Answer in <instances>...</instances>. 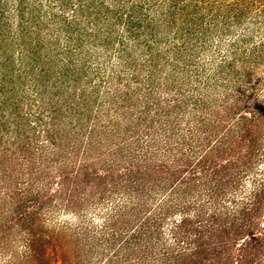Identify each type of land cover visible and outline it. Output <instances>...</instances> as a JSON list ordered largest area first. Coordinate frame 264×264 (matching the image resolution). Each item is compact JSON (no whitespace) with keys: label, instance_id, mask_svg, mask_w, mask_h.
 Instances as JSON below:
<instances>
[{"label":"rangeland","instance_id":"1","mask_svg":"<svg viewBox=\"0 0 264 264\" xmlns=\"http://www.w3.org/2000/svg\"><path fill=\"white\" fill-rule=\"evenodd\" d=\"M78 2L0 0V264H35L33 256H22L26 241L32 239L30 231L36 235L37 247L45 245L44 260L48 264H155L161 243L166 242V248L174 243L171 226L181 212L172 210L165 223L158 226L156 207L190 174L172 175L157 163L143 165L149 168L136 164L129 167V155L142 153L132 149L145 147L141 143L149 136V123L142 121L145 116L139 120V106L130 110L123 103L120 110H115L114 102L103 105L110 88L104 84L108 79L103 75L112 76L119 70L123 73L122 62L126 60L130 69L137 71L134 81L140 83L156 62L142 66L135 47L138 41H123V52L120 40L124 18L118 15L117 20L95 0L82 2L80 9L76 8ZM72 10H76L75 19ZM172 32L171 37L175 36ZM145 40L149 38L141 37L139 43ZM159 54L162 58L163 52ZM162 63L165 61L159 59L158 64ZM234 68L221 75L232 81L229 88L234 83L239 90L264 87V66L243 74ZM188 72L198 73L194 68ZM132 74L126 77L119 72L116 82L123 85ZM138 85L134 83L133 87ZM245 100L243 108L219 115L220 123H212L213 133H226L230 124L235 125L253 110L249 99ZM243 122L247 124V120ZM16 125H20L18 133ZM92 130L96 137L90 141ZM258 151L264 154V148ZM127 166L129 172L125 171ZM78 168L87 171L86 179H76ZM259 168L263 164H256L254 172ZM59 175L64 176L63 191L57 190ZM230 177L224 176L213 204L234 208L251 195V174L239 183ZM44 184H48L46 188ZM197 185L192 181L188 190L182 188L186 193L182 195L191 201H207L203 187ZM36 191L48 193L50 198L51 193L55 198L47 204L52 212H43L44 225L29 230L27 223H19L17 218L21 211H30L32 200L40 201ZM257 204L261 217L237 235H190L189 248L194 250L199 245L198 254L176 251L175 260L180 259L177 263L264 264V240L254 241L264 236V199ZM110 213L115 217L105 229ZM192 213L189 211L190 220L194 219Z\"/></svg>","mask_w":264,"mask_h":264},{"label":"trees","instance_id":"2","mask_svg":"<svg viewBox=\"0 0 264 264\" xmlns=\"http://www.w3.org/2000/svg\"><path fill=\"white\" fill-rule=\"evenodd\" d=\"M84 1L91 0H79L76 8L80 9ZM95 1L101 9L106 8L114 13L117 20L118 15L121 20L124 18V35L121 36L123 40H120L123 52L126 48L123 41H138L135 47L139 50L142 66L156 62L151 70H146V78L140 83L137 79L134 81L133 75L137 71L130 69L126 60L122 62L123 73L119 70L118 73L113 71L112 76L103 75V78L108 79L104 84L108 83L110 86L106 92L108 98L104 97L103 105L114 102L112 104L116 105L115 110H120L123 103L130 110L139 106V120L145 116L142 121L149 123L146 127L150 131L149 136L141 143H145V147L132 149L133 152L138 150L142 153L138 156L129 155V167L133 168L134 164L144 167L148 163H157L156 165L166 168L167 172H174L175 175L190 174L179 182L178 189L171 190L168 199L161 200L156 207L158 212L155 224L158 226L165 223L172 210H178L181 214L172 222L173 246L166 248V242L163 241L155 253L154 262L178 264L180 259L175 260L174 257L176 251L184 254L192 250V254H198L199 245L194 250L189 248L187 240L190 235H237L250 227L255 218L261 217L258 210L260 208L256 205L264 199V154L258 151L264 148V87L252 88V91L241 89L242 93L236 83L229 88L228 83L232 81L221 75L236 66L239 68H234L233 71L238 69L242 74L247 70H260L264 66V0ZM71 12V17L74 16L75 19L73 14L76 10ZM170 32L175 36L171 37ZM141 37H148L149 40L141 44ZM160 52L165 54H162V58ZM159 59H163L165 63L158 64ZM189 68H194L198 73L191 74L188 72ZM97 69L100 70L99 66ZM119 72L126 77L133 72L130 75L132 78L125 79L127 82L123 85L117 83L116 80L120 79ZM129 81L132 82L131 85ZM134 83H138V87H133ZM122 88L126 89L125 92H121ZM246 98L252 104L253 110L239 118L235 125L230 124L231 129L226 133H213L212 123H220L218 120H221L222 115H219H228L239 107L243 108ZM244 120H247L246 125ZM95 121L100 123L99 118L95 117ZM19 126L16 125V133L20 130ZM88 137L90 141L96 137L94 130L89 132ZM246 151V155H243ZM258 163L259 166L263 164V168L254 172V166ZM128 166L125 167L126 172L130 171ZM84 173L87 171L78 168L74 174L76 179H86L87 174L85 176ZM248 174H251L253 180L251 195L241 205L229 208L219 203L213 204L224 176H231V181L235 179L239 183ZM57 179L60 180L56 185L57 190L63 191L61 180L64 181V176L59 175ZM192 181L203 187L207 201L196 198L191 201L182 195L186 194L182 188L186 187L188 190ZM47 185L44 184L43 187L46 188ZM41 192L36 191L40 201L32 200L28 207L30 211H21L17 218L19 223H27L29 230L37 225L42 226L45 222L42 219L43 212L46 215L52 212L47 204L55 196L49 193L50 198L48 193ZM120 207L122 206H118V209ZM189 211L193 212V220L189 219ZM111 213L106 216L105 229L108 228L109 220L115 217H111ZM30 233L32 239L26 241L22 256H33L35 264H48L44 260L45 245L37 247L34 239L36 235L33 231ZM258 234L263 235V232ZM262 237L254 241L261 243L264 240V236ZM184 244L186 245L183 246ZM174 246L179 249L175 250ZM246 246L245 244V248ZM214 253L213 251V256L217 259Z\"/></svg>","mask_w":264,"mask_h":264}]
</instances>
